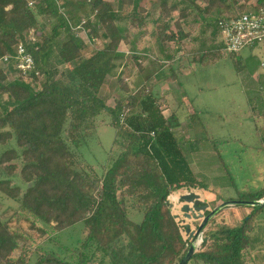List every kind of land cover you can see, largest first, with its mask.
Instances as JSON below:
<instances>
[{"label":"trees","instance_id":"trees-1","mask_svg":"<svg viewBox=\"0 0 264 264\" xmlns=\"http://www.w3.org/2000/svg\"><path fill=\"white\" fill-rule=\"evenodd\" d=\"M114 1L117 9L107 0H0V60L14 54L17 44L25 41L38 73L25 78L10 63L9 73L19 74L10 82L8 74L0 70V193L18 203L19 217L41 223L39 234L48 235V240L83 223L85 237L71 250L78 255L77 264H91L96 257L101 258L98 264H180L191 243L185 239L168 198L175 191L204 188L191 163V154L200 153L203 147L199 139H183L178 134L177 130L191 126L182 125L177 114L165 116V100L158 99L151 89L142 100L129 95L115 107L102 97L107 86L129 93L121 75L114 71L119 48L130 37L128 21L134 22L133 17L145 12L143 0ZM169 1L161 3L157 22L170 21L171 14L178 12L174 26L179 30L164 22L153 35L159 46L166 42L180 45L189 38L182 26L191 19L221 32L235 17L233 5L238 4L231 0L203 4L200 0ZM260 8H264V0H257L252 9H240L245 13ZM39 18L51 21L50 32L40 33L35 43L27 42V35L39 26ZM82 24L91 30L92 39L107 42L89 57L84 55L76 33ZM144 25L146 21L141 20L137 28ZM55 54L63 66L59 73L46 67ZM176 55L167 56L168 63L175 61ZM232 57L241 70L238 55ZM133 59L141 67L138 57ZM200 60V55L194 58L195 62ZM124 70L129 78L132 72ZM250 95L252 90L248 93L252 111L264 114V109L252 108L255 97ZM138 107L141 113L133 115ZM104 114L111 117L114 145L123 152L99 176L90 166L88 170L78 169L70 146L79 148L82 134ZM191 121L196 122L195 116ZM12 141L20 153L15 148L6 149ZM219 145L212 146L218 151ZM18 174L25 190L12 182ZM129 199L134 200L133 208L144 213L140 223L128 217ZM262 199L261 190L248 195L239 192L237 200ZM250 208L253 212L240 226H223L204 234L203 250L196 251L192 260L198 264H248L250 233L264 206ZM24 240L0 216V264H30L31 248L24 249ZM35 264L72 263L43 251Z\"/></svg>","mask_w":264,"mask_h":264},{"label":"rangeland","instance_id":"rangeland-1","mask_svg":"<svg viewBox=\"0 0 264 264\" xmlns=\"http://www.w3.org/2000/svg\"><path fill=\"white\" fill-rule=\"evenodd\" d=\"M107 1L114 6V9H117L114 0ZM173 1L175 0L169 2L172 4ZM207 1L200 0V3L203 4ZM162 2L163 0H143L142 7L145 12L133 17L134 22L128 21L130 37L128 42L122 43L119 48V59L114 74L116 76L121 75L120 80L129 87V93L126 95L120 91L121 88L112 89L107 86L102 91V97L111 107H115L119 101H126L129 95L136 96L140 101L145 94L150 92V89L153 90L155 95H168L170 99L175 91L173 81L148 83L152 81L149 76L162 66L163 77L169 79L173 68L176 67L178 62H183L186 65L185 72L179 78L180 88L188 97V105L185 110L191 108L193 112H198L204 130L200 128L199 124L191 121L188 116L189 113L186 111V113L181 114V120L184 126L194 127V131L188 128L185 130L179 129L177 132L183 139L200 140L203 147L202 151L191 154V163L198 181L204 188L175 191L169 196L168 201L185 239L191 244H195L196 251H202L205 241L204 234L214 233L223 226H240L251 215L253 209L247 206H228L208 223L201 235L197 236L198 228L203 220L187 217L182 210L184 205L181 200L182 196L191 192L200 195L201 200L209 208L204 212L206 215L207 212H212L224 202L237 200L239 192L248 195L261 190L264 191V125L258 120V116L249 105L247 90H252L250 98L255 97L253 109L263 110L262 101H264V98L258 92V88L255 87L251 75L246 76L248 74L247 69L243 72V69L246 68L245 65H248L247 58L254 56L256 61L251 64V69L256 68V73H263L264 69L259 66V62L262 61L264 55L258 49L248 48L242 50L237 57L241 67V70H238L237 63L232 55L225 51L222 33H219L215 27H209L206 28L209 33L203 36L202 24L195 23L191 19L188 24L182 26L184 31L190 33L189 38L184 39L180 45L170 42L165 43L166 46L164 47L166 50H170V53L179 46L175 61L168 63L165 57L157 55V53L148 56L145 50H147L149 44L155 43L154 32L164 22L169 24L172 30L176 32L179 30L174 26L179 18L178 12L171 14L170 21L157 22L161 16L160 5ZM231 2L232 4L234 2L238 3L233 5L232 16H237L243 11L252 9L257 4V0H231ZM241 7H245V10L242 11ZM77 12L81 15L80 11ZM141 20L146 21L147 25L137 28ZM39 22L36 30L42 34L49 33L51 21L47 18H39ZM77 32L80 41L83 43L84 55L87 57L103 48L107 43L102 39H92L91 30L86 29L84 26L83 29H77ZM152 36L154 39L151 38ZM194 53H199L201 62L191 65L192 57L194 60ZM219 53L220 57L217 56ZM133 56L138 57L141 67L136 66V60L133 59ZM178 56L181 58L180 60H178ZM48 62L46 67L51 72H55V70L58 73L63 71V66L57 62L56 54L55 56L52 55ZM125 68L132 72L129 78L126 77ZM0 70L8 74L10 82L19 77L17 72L9 73L10 68L8 66L0 64ZM180 94L182 95V92ZM6 98V96H3V100H7ZM175 99L172 97V101L169 100V104L165 108L167 115H170L171 111L176 108ZM140 113L141 109L139 107L132 111L133 115H139ZM262 121L264 123L263 119ZM110 122L111 117L104 114L94 122L92 128L82 134L79 148L73 145L70 146L77 156L79 170H88L90 166L99 176H102L112 165V162L123 152L120 147L114 145L115 129L110 125ZM68 126L67 124L65 127L64 135L67 134ZM207 137L210 138L209 141H207ZM216 143L220 144L218 151L212 146ZM8 148H15L19 153L21 152L14 141L9 143L6 149ZM12 182L15 186H20L23 190L26 189V184L19 174L12 178ZM133 207L134 200L129 199L128 217L131 221L140 223L143 220L144 213L142 210ZM244 211L249 215L242 219ZM0 216L8 222L13 232H19L26 239L23 242V247L25 250L31 248V250H28L31 257L30 264H35L39 253L43 251L56 253L63 260L77 264L78 255L73 254L71 250L79 247V242L85 237L83 223H78L57 233L48 240V235L40 236L39 234L42 224L26 217H19L18 203L1 193ZM191 216L193 215L191 214ZM257 217L264 218V208L257 213ZM126 243L127 241L123 239V244ZM17 256H19V253H17ZM100 260L101 258L96 257L91 264H98ZM104 264L109 263L104 262ZM188 264L198 263L191 260Z\"/></svg>","mask_w":264,"mask_h":264},{"label":"crops","instance_id":"crops-1","mask_svg":"<svg viewBox=\"0 0 264 264\" xmlns=\"http://www.w3.org/2000/svg\"><path fill=\"white\" fill-rule=\"evenodd\" d=\"M217 29V28H215ZM218 30V29H217ZM202 31V35L204 36L206 33L208 34L209 31L208 29H206L205 27H203V29L201 30ZM208 31V32H207ZM219 33H220V30H218ZM185 33H188L190 34L189 32H186L184 31ZM206 34V35H207ZM152 39L153 36L151 37ZM165 43L162 45V46H159L157 45L156 43H152V44H149L147 50H145L146 54H148V56L152 55V53H157V55L159 54L160 56L162 57H167L169 56L170 54H175L177 53V49H179L178 47H176L177 49L173 52H169L170 50H166L165 49ZM259 50V52L263 53L264 55V51H263V48H256ZM184 53V51H183ZM199 53H194V58L198 55ZM193 55V54H192ZM262 55V57H263ZM177 57V56H176ZM181 58H179L178 56V60H180ZM247 64L249 65H245L246 68L243 69V72L246 71L247 69V73L246 76H250L252 77V80H254V83H255V87L258 88V92L260 93V95L264 98V72L263 73H256V68H252V63H255L256 59L254 58V56H250L249 58H247ZM261 62V61H260ZM260 62H259V66H260ZM176 63V62H175ZM198 62H195L193 60V57H192V61H191V65L193 64H197ZM162 67V66H161ZM159 68L157 71H155L154 73H152L149 77L150 82L148 83H156V82H160V81H164V83H167L168 80L170 81H173V85L175 87V91H174V94L172 97L176 98V108H174V110L171 111V114H177L179 116V119L182 123V125H184V123L182 122L181 120V117H182V113H189V118L192 119L194 116H195V121L197 122V124H199L200 128H202L204 130V126H203V123L201 122L200 120V117L198 115V112H193V110L190 108V109H187L185 110V107H187L188 105V97H186L185 93L181 90V84L179 83V78L183 75V73L185 72V69H186V65L183 63V62H178L176 64V67L173 68L172 70V74L171 76L169 77H163V68ZM157 86V85H155ZM250 86V85H249ZM149 88V87H148ZM150 89V88H149ZM148 89V91H149ZM250 89V87H249ZM248 93H249V90H247ZM246 91V92H247ZM180 92H182V95L180 94ZM165 94V93H164ZM156 97L158 99H164L165 100V108H167V104H169V100L171 99L172 101V97L169 99L168 95L165 96V95H156ZM249 99V98H248ZM263 102V105H264V101ZM169 111V110H167ZM164 115L165 116H170V115H167V112L166 110H164ZM197 116V117H196ZM258 116V120H260V122H262V125H264L262 119L264 120V114H260V115H257ZM261 124V123H260ZM261 125V126H262ZM189 126V125H188ZM194 128V127H193ZM192 127H189V130L191 131H194ZM245 212V211H244ZM247 215H249V213L245 212L243 214V218L244 219L245 217H247ZM248 253H249V260H248V264H264V218H256L255 221H254V227H253V231L250 233V247L248 249Z\"/></svg>","mask_w":264,"mask_h":264},{"label":"built area","instance_id":"built-area-1","mask_svg":"<svg viewBox=\"0 0 264 264\" xmlns=\"http://www.w3.org/2000/svg\"><path fill=\"white\" fill-rule=\"evenodd\" d=\"M77 29H83V24ZM221 33L225 50L230 55H239L242 50L248 48L260 47L264 51V8L238 14L223 26ZM38 37H40V32L33 30L25 40L35 43ZM10 63H13L15 69L25 78L33 74L38 75L34 58L27 50L25 41L17 44L14 54L7 55L0 60V64L4 66ZM260 67L264 69V57L260 62Z\"/></svg>","mask_w":264,"mask_h":264},{"label":"water","instance_id":"water-1","mask_svg":"<svg viewBox=\"0 0 264 264\" xmlns=\"http://www.w3.org/2000/svg\"><path fill=\"white\" fill-rule=\"evenodd\" d=\"M181 200L184 202L182 210L186 213L188 218L194 219H202L203 222L199 226L197 231V236L201 235L206 227V225L224 208L228 206H247V207H256L262 208L264 206V199L259 201H239V200H231L224 202L217 208H215L212 212L208 215H205L204 212L207 211L208 205L201 200V196L191 192L187 195L181 197ZM192 205V206H191ZM197 213H200L199 215ZM191 214L193 216H191ZM189 232V231H187ZM196 253V246L192 243L189 247V250L180 264H188L191 260L193 255Z\"/></svg>","mask_w":264,"mask_h":264}]
</instances>
